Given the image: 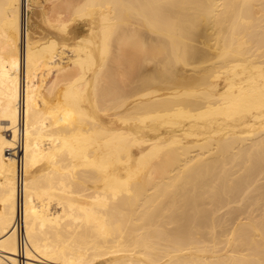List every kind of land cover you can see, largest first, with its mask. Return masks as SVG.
<instances>
[{
  "label": "bare ground",
  "instance_id": "1",
  "mask_svg": "<svg viewBox=\"0 0 264 264\" xmlns=\"http://www.w3.org/2000/svg\"><path fill=\"white\" fill-rule=\"evenodd\" d=\"M0 264H264V0H0Z\"/></svg>",
  "mask_w": 264,
  "mask_h": 264
},
{
  "label": "rangeland",
  "instance_id": "2",
  "mask_svg": "<svg viewBox=\"0 0 264 264\" xmlns=\"http://www.w3.org/2000/svg\"><path fill=\"white\" fill-rule=\"evenodd\" d=\"M43 4H44V3H43ZM48 5H49L48 2H45L44 7L47 8ZM201 44L203 45V43H201ZM203 46H204V45H203ZM205 47L208 48V45H205ZM206 48H205V49H206ZM209 48H210V47H209ZM209 48H208V49H209ZM208 49H207V50H208ZM211 50H212V49H211ZM211 50H208V52L211 51ZM212 51H213V50H212ZM212 51H211V52H212Z\"/></svg>",
  "mask_w": 264,
  "mask_h": 264
}]
</instances>
